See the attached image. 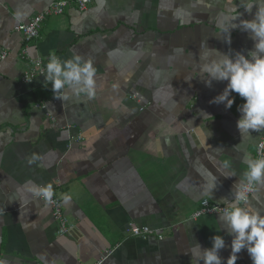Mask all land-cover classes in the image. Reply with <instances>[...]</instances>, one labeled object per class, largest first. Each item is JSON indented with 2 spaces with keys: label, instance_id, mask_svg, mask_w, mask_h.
Here are the masks:
<instances>
[{
  "label": "crops",
  "instance_id": "obj_1",
  "mask_svg": "<svg viewBox=\"0 0 264 264\" xmlns=\"http://www.w3.org/2000/svg\"><path fill=\"white\" fill-rule=\"evenodd\" d=\"M58 1L0 0V264H197L195 245L211 248L215 235L225 239L226 264L232 237L219 214L190 216L203 201L233 199L243 158H256L264 137L240 135L244 101L233 94L231 109L210 103L227 82L206 87L200 71L202 42L228 55L253 49L245 32L231 31L230 43L217 34L228 26L230 0H94L86 10L64 0L61 15L43 16L38 39L15 30ZM53 53L91 62V98H56L43 72L22 81L27 57L46 67ZM226 159L230 179L221 176ZM49 184L66 219L63 236L32 192ZM250 203L264 213V187ZM145 227L152 234L141 241L136 231ZM237 255L236 264H251L246 250Z\"/></svg>",
  "mask_w": 264,
  "mask_h": 264
},
{
  "label": "clouds",
  "instance_id": "obj_2",
  "mask_svg": "<svg viewBox=\"0 0 264 264\" xmlns=\"http://www.w3.org/2000/svg\"><path fill=\"white\" fill-rule=\"evenodd\" d=\"M230 7L231 15L224 17L228 26L221 27L217 34H224L230 43L231 31L245 32L253 41V49L247 55L240 52L228 55L209 48L206 42H202L201 48L206 51L201 52V59L205 62L200 71L207 75V79L203 81L206 87L211 88L213 81L227 82L222 93L210 103L224 104L225 109H231L235 102L233 94H238L244 101L237 108L240 118L236 122L237 130L243 136L264 131V0H230ZM254 8L256 10L253 13ZM243 13L252 15V19H242ZM219 25L218 20V27ZM212 53H216L219 58H213ZM42 75L44 86L47 87L50 83L51 91L58 99H69V91L85 93L89 98L94 94L95 69L90 61H82L79 55L62 61L54 53L50 54ZM259 148L264 149V144L259 145ZM242 162L246 164V169L232 186L230 195L233 199L221 198L225 207L218 215L223 230L232 237L226 264H236L237 254L243 250H246L251 264H264V213L256 210L250 203L251 194L264 187V156L253 158L245 155ZM220 168L225 170L221 172L224 178L236 176L235 171L231 170L230 160H223ZM216 188L213 183L210 191L214 192ZM32 192L35 196L52 202L54 193L50 184L33 187ZM67 199L65 196V200ZM211 243V248L203 250L199 244L195 245L201 253L197 264L200 261H203V264H224L219 252L226 247L225 239L215 235Z\"/></svg>",
  "mask_w": 264,
  "mask_h": 264
},
{
  "label": "built area",
  "instance_id": "obj_3",
  "mask_svg": "<svg viewBox=\"0 0 264 264\" xmlns=\"http://www.w3.org/2000/svg\"><path fill=\"white\" fill-rule=\"evenodd\" d=\"M93 1L94 0H78L77 1L78 7L80 10H86L87 7L93 3ZM66 7H67V1L64 0L58 1L56 4H54L49 9H47L44 12V14H40L36 16L35 18L31 19L27 24L18 25L15 30L21 33L23 35V39L27 42L38 39L43 22V16L61 15L65 11ZM22 53L25 56L29 55L27 49H24ZM6 57H7V53L2 52L1 60H5ZM45 69L46 67L44 66V62L42 58L38 57L33 59L30 56L27 57L22 81L25 83L31 82L38 74L44 72ZM261 144H264V137L261 138V140L259 141L256 147V158H261L262 156H264V149L259 148V145ZM46 204L52 209L53 219L57 226V234L59 236L65 235L67 232V223L64 214L62 212L61 203L52 197V202L50 203L47 202ZM224 207L225 205L221 206L219 204H210L207 201H203L202 204L190 216V220L196 222L199 218L203 216L218 215L220 214V210L223 209ZM136 234L138 239L144 241L149 237V235L152 234V232L150 231L149 228L145 227L142 228L141 231H136ZM158 239H161V237L158 236ZM102 262L103 259L97 261L95 264H102Z\"/></svg>",
  "mask_w": 264,
  "mask_h": 264
}]
</instances>
